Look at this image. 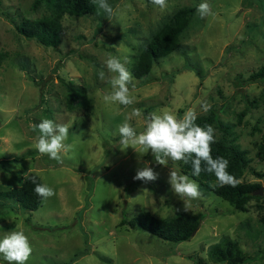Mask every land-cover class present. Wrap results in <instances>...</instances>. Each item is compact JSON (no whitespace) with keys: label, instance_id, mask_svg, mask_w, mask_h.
<instances>
[{"label":"rangeland","instance_id":"1","mask_svg":"<svg viewBox=\"0 0 264 264\" xmlns=\"http://www.w3.org/2000/svg\"><path fill=\"white\" fill-rule=\"evenodd\" d=\"M31 1L0 0V189L18 187L34 172L55 195L32 210L0 196V238L23 231L32 247L27 264H221L212 262L206 249L226 236L251 256L235 264H264L259 220L264 177L255 173L264 165L258 151L264 80L245 79L264 64V0H207L215 15L204 18L197 12L202 0H168L165 10L150 0H108L111 17L98 7L92 14L63 13L56 47L15 30L13 21L20 16L47 13ZM184 5L194 11L179 34L180 45L154 61L145 75L133 76L129 89L135 103L127 108L105 103L114 75L105 66L108 55L127 60L131 72L142 45ZM67 83L82 89L85 99L77 97L69 106ZM201 101L211 105L207 113ZM133 107L144 117L165 110L182 117L193 107L198 115L215 112L216 137L244 151L238 179L262 186L261 194H253L244 210L234 209L185 173L182 162L161 166L150 150L141 155L138 147L124 149L119 127L127 122L139 134L146 126L143 117L126 120ZM43 119L71 125L66 143L72 149L62 153V164L35 148L39 132L32 125ZM145 164L159 174L147 184L133 179ZM171 169L194 180L201 197L179 198L168 183ZM142 210L155 217L197 212L202 217L187 239L171 242L120 221ZM0 264L7 262L0 257Z\"/></svg>","mask_w":264,"mask_h":264},{"label":"clouds","instance_id":"2","mask_svg":"<svg viewBox=\"0 0 264 264\" xmlns=\"http://www.w3.org/2000/svg\"><path fill=\"white\" fill-rule=\"evenodd\" d=\"M97 7L103 10L109 17L114 14L112 6L108 0H95ZM161 10L168 8V0H150ZM197 12L204 18L209 15H215L211 5L207 0L197 6ZM102 42V38L98 40ZM128 61L121 62L120 58L108 55L105 60V66L110 74L109 84L112 91L106 94L103 99L105 103H119L120 105L131 106L135 103V98L131 95L129 84L133 81V76L125 64ZM99 78L103 80L105 73L99 72ZM200 108L207 113L211 105L207 101L200 102ZM132 117L145 120V129L139 134L136 130L125 122L119 127L121 144L124 149L131 147L139 148L141 155L151 151L157 164L167 166L169 161L183 162L191 164L192 176L197 177L202 171L214 174L218 181V186L236 187L240 182L227 169L229 162L223 157L213 158L212 144L216 142L215 129L212 125L199 126L196 121L198 113L196 109L189 108L182 117H178L171 111H162L161 113L152 112L144 117L143 110L133 107L131 114L126 118ZM70 124H56L51 119H43L38 124H33V131L38 130L35 148L41 155H47L57 163H63L62 153H67L72 149V145L67 144L69 137ZM203 165V167H202ZM156 173L151 167L145 164L144 167L137 169L133 179L148 182L158 179ZM35 184L34 192L42 201H47L55 195L53 188L47 184H37L35 177L32 178ZM168 183L171 190L181 199L190 200L199 199L201 192L199 185L188 175L181 174L178 170H170L168 173ZM147 191V190H146ZM32 254V247L29 238L23 231H11L0 238V257L7 264H27Z\"/></svg>","mask_w":264,"mask_h":264},{"label":"trees","instance_id":"3","mask_svg":"<svg viewBox=\"0 0 264 264\" xmlns=\"http://www.w3.org/2000/svg\"><path fill=\"white\" fill-rule=\"evenodd\" d=\"M31 4L34 8L38 5L45 6L47 13L37 17L20 16L17 21H13L14 28L22 36L33 38L38 43L51 47H56L60 41V17L63 13L83 15L95 13L97 10L95 0H32ZM193 11V5H184L177 8L150 35L149 39L142 45L136 61L131 67L132 76L139 78L145 75L154 61L179 47V34L186 27ZM245 79L264 80V64L250 71ZM67 87L70 91V96L67 99L69 106L77 97H80L81 100L85 99L82 89L70 83H67ZM216 120V113L211 112L205 115H198L196 123L201 127L205 125L213 126ZM211 148L213 158L223 157L227 159L229 162L227 171L239 180L242 166L246 162L244 151L227 146L220 137H216V142L212 144ZM258 151L264 155V131L258 143ZM181 168L185 173L192 175L190 163L185 165L182 162ZM255 173L264 177V165L262 171H255ZM33 177H35L37 184H42L36 173L29 172L22 178L18 187L0 189V196L14 199L21 207L27 210L35 209L39 205L41 198L34 192ZM196 178L200 184L209 187L212 192L238 210L245 209L247 201L254 197L251 191L257 187V183L241 180H239L240 183L236 187L227 185L220 187L217 180L209 186V182L216 177L206 171H202ZM262 199L264 202V196ZM259 207H263L262 204ZM201 217V212L190 214L176 213L170 217H155L148 211L142 210L129 219L122 218L120 221L126 222L130 227L144 229L161 239L178 242L187 239L191 235V232L197 228ZM259 220L264 226V210L259 215ZM206 253L212 262L221 264H235L251 259V256L241 249L237 240L226 236L211 243L207 247Z\"/></svg>","mask_w":264,"mask_h":264},{"label":"water","instance_id":"4","mask_svg":"<svg viewBox=\"0 0 264 264\" xmlns=\"http://www.w3.org/2000/svg\"><path fill=\"white\" fill-rule=\"evenodd\" d=\"M262 192V186H257L256 188H254L251 193L252 194H261ZM195 231V229L191 232V234Z\"/></svg>","mask_w":264,"mask_h":264}]
</instances>
